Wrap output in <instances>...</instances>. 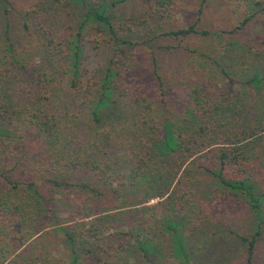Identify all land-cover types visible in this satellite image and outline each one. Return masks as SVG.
<instances>
[{"label": "trees", "instance_id": "1", "mask_svg": "<svg viewBox=\"0 0 264 264\" xmlns=\"http://www.w3.org/2000/svg\"><path fill=\"white\" fill-rule=\"evenodd\" d=\"M53 1L68 5L72 1L78 3L85 15L84 25L91 23L96 29L98 44L110 43L113 53L107 66L86 77L82 65L84 50L78 40L83 28H78L77 34L72 27L70 31L63 29L56 34L46 21L37 16L33 5H27L20 11L23 26L29 31L33 29L44 39L42 46L52 59L34 61L24 58L11 36L10 13L17 8L10 0H0V15L4 20L2 41L5 43L1 46L3 53L0 50V225L5 224L8 232H16V227L26 228L24 237L0 235V264H52L44 253H34L31 245L26 246L49 227H58L65 236V264H159L158 242L155 237H139L143 235L140 227H123L131 237L122 248H116L118 254L124 253L129 251L130 244H134L135 255L121 262L118 255L109 251L110 238L102 234L106 224L117 215H110L108 211L100 209L95 215L98 217L79 235L75 229L62 227L58 222L57 212L61 208L58 190L71 192L74 201L80 196L97 199L96 196L107 195L91 186V179L97 175L113 174L101 165L102 160L93 158V155L92 158L87 157L85 154L90 150H83V147L87 139L89 143H95L93 154L100 145L105 148L104 154L112 152L109 141L114 135L123 136L127 129V113L121 108L123 101L128 105L127 110L133 108L132 117L144 147L131 172L125 174L126 179L134 182L131 188L136 192L133 198L121 197L125 205L131 204L129 213L140 215L147 208L159 206L173 212L179 210V205L185 208L193 191L200 187V181L195 177L198 170L214 176L216 184L223 190L227 189L233 197L242 193L247 202L261 210L264 196L256 194V186L248 179L245 170L249 168L247 152L264 138V126L234 133L220 131L218 123L210 121L212 114L207 110V90L202 84L188 91L184 89V109L179 110V115L189 116V125L182 124V118L176 119L174 115L170 118L160 116L156 111L168 98V88L163 72L159 70L153 45L149 43L168 38L182 42L192 37H223L225 34L239 37L252 24L264 19V0H237L239 7H245H240L238 24L231 29L219 28L214 32L199 27L209 0H142L151 11L142 24L121 20L112 11L116 5L112 0ZM188 1L194 2L193 6L197 8L196 22L185 28L173 29L172 26L166 29L164 24L169 27L175 23ZM261 43L264 46V37ZM138 47L150 48L153 55L156 85L151 90L144 88L136 79L131 52ZM178 47L164 45L160 48L162 51H174ZM214 63L220 66L218 60L215 59ZM57 74L61 77H53ZM225 75L230 83H235L229 73ZM263 77L264 73L259 69L248 83L258 88ZM63 78H68L67 87L74 99L73 105H66L64 109L57 105L55 94ZM86 114L90 122L86 120ZM71 117L81 121L75 128L82 134L81 139L62 133L64 124L69 123ZM71 123L69 125L73 126ZM67 137L72 144L68 149L62 143ZM8 164L11 167L7 169ZM20 167L25 177H17ZM65 167L67 176H64ZM77 167L86 171L85 178L89 179L70 175L71 170ZM144 189H149V192L156 190V193L146 199L138 197L139 190ZM71 198V195L67 197L68 200ZM155 199L159 201L154 207L146 206ZM81 202V205L85 204V199ZM47 213L50 215L48 219ZM83 216L92 218L93 215ZM42 224L45 227H40ZM177 226L176 223L172 228L175 231L174 245L175 251L182 256L184 244L176 232ZM261 235L259 230L252 237H239L247 245V264H253ZM183 264H186L185 260Z\"/></svg>", "mask_w": 264, "mask_h": 264}, {"label": "rangeland", "instance_id": "2", "mask_svg": "<svg viewBox=\"0 0 264 264\" xmlns=\"http://www.w3.org/2000/svg\"><path fill=\"white\" fill-rule=\"evenodd\" d=\"M10 1L17 8V10L12 9L10 13L11 36L13 42L25 56L24 58L34 61H50L52 59L42 46L44 39L40 38L33 29L29 31L23 26V15L20 11L27 5H33L32 9L36 10L37 16L46 21L56 34L63 32V29L70 31L71 27L77 34L78 28H83L78 40L84 50L82 65L85 68L86 77L93 76L97 70L107 66L113 48L110 43L98 44L96 29L91 26V23L84 25L85 15L78 3L72 1L68 5V3L58 4L53 0ZM112 1L116 2L112 11L125 22L142 24L149 18L148 15H151V11L143 4L142 0ZM241 3L244 4L243 1ZM193 4L194 2L188 1L175 23L169 27L164 24L166 29H170L172 26L173 29H180L194 24L198 13ZM240 7L245 9L243 5ZM240 7L237 0H209L199 27L212 32L219 28L231 29L239 22V14L242 10ZM262 27L264 28V19L252 24L239 37L225 34L223 37H192L190 40L182 42L168 38L156 40L153 44L149 43V45H153L159 60V70L161 73L163 72L162 75H164L168 88V98L161 109L158 108L156 112L164 117L170 118L174 115L176 119L182 118V124H187L189 116L179 115V110L184 109V89L188 91L202 84L207 90V110L212 114L210 121L218 123L220 131L234 133L235 131L257 128L260 125L264 126V77L258 88L248 83L259 69L264 73V46L261 43L264 30ZM3 29L4 20L0 15L1 51L2 44L5 46L2 41ZM164 45L179 47L174 51H162L160 47ZM150 51V48L138 47L131 52V56L134 58L136 79L149 90L156 85L153 75V55L150 54ZM215 59L218 60L220 66L214 63ZM225 73L231 75L235 81L234 84L229 82ZM53 77L61 76L57 74ZM67 81L68 78H63L60 88L55 91L57 105L62 109L66 105L74 103L73 96L67 87ZM127 106V103L123 101L121 108L127 113V129L123 136L114 135L113 139L109 141L113 148L110 154H104L105 148L102 145L97 146L93 154L92 146L95 143L91 144L87 139L83 147V150H90L85 154L87 157L92 158L91 155H93V158L102 160L101 165H105L106 170L113 174V176L97 175L91 179V186H95L107 195L105 197L96 196L97 199L92 196L90 199L80 196L74 201L71 192L58 190V195L60 194L59 197H61V208L57 212L60 226H69L71 229H75L76 234L79 235L88 229L91 221L98 217L95 215L100 209H103L110 215H117L106 224L107 228L102 234L103 237L110 238L108 244L111 253L118 255L121 262L125 258L135 255L134 244H130L129 251L124 253L118 254L116 248H122L131 237L127 228L123 229V227L127 226L131 229L140 227L143 235L139 237H155L158 242L159 264H183V260L186 261V264H247V245L242 243L239 237H252L260 230L262 235L258 238L253 264H264V201L261 210L255 209L244 199L242 193L239 194V197H233L227 189H225L226 192L222 187H219L215 182L216 178L211 174L207 173L206 175L200 173L199 170L196 171L195 177L199 179L200 187L193 191L191 201L186 204L185 208L179 205V210L173 212L168 211L167 207L159 206L150 210L147 208L140 215L129 213L132 211V208H128L131 204L125 205V200H122L121 197L125 196L130 199L135 196L136 192L131 188L134 182L126 179L125 174L131 172L135 160L140 156L144 147L141 143L140 131L135 126V119L132 117L133 108L127 110ZM74 117L68 119L69 123L72 121L73 126L66 122L62 133L64 136L70 135L81 139L82 134L75 129L80 126L81 121L78 118L73 119ZM85 118L87 121L90 119L87 114ZM62 143L66 149L72 146L69 137ZM100 149L101 151H99ZM108 149L110 150V146ZM247 153L249 168L245 170L246 175L255 184L256 194L264 196V138L256 142ZM32 164L35 165V163ZM10 167L11 165L8 164L7 169ZM55 168L58 170L56 165ZM65 169L66 167L63 168L64 176H67ZM23 172L20 167L16 174L17 177H25ZM70 175L89 179L85 178L87 177L86 171L78 167L71 170ZM124 182L125 184H123ZM148 190H139L137 196L146 199L156 193V190H150L151 192ZM70 195L72 198L68 200L67 197ZM81 199H85V204L81 205ZM158 201V199L151 200L146 206L154 207ZM117 207L120 208L117 209ZM84 214L93 216L84 218L88 217L83 216ZM48 217L50 215L47 213V219ZM176 223L178 225L176 232L181 236L184 244L182 256L175 251V237L173 236L175 231L173 232L172 228ZM43 226L44 224L40 227ZM45 229L26 246L31 245V250L34 253H44L52 264H65L67 257L63 246V237L65 236L58 227ZM8 230L9 228L5 224L4 226L0 225V235H6V237H24L26 228L16 227V232H8Z\"/></svg>", "mask_w": 264, "mask_h": 264}]
</instances>
